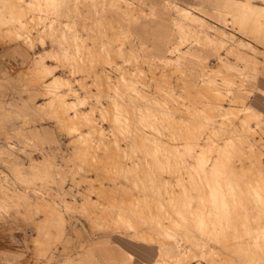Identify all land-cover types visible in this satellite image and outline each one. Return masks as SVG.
<instances>
[{"label": "rangeland", "instance_id": "obj_1", "mask_svg": "<svg viewBox=\"0 0 264 264\" xmlns=\"http://www.w3.org/2000/svg\"><path fill=\"white\" fill-rule=\"evenodd\" d=\"M0 47V264H264V0H0Z\"/></svg>", "mask_w": 264, "mask_h": 264}, {"label": "crops", "instance_id": "obj_2", "mask_svg": "<svg viewBox=\"0 0 264 264\" xmlns=\"http://www.w3.org/2000/svg\"><path fill=\"white\" fill-rule=\"evenodd\" d=\"M16 50L17 49L15 47L4 48V49L2 47H0V72H4L8 69V67H10L11 63L9 64L8 61L10 60V62H13V60H12L13 54L12 53ZM7 228L8 227L5 226L3 229V226H0V249L8 248V246L10 247V245L6 244V242H5L8 238H10L9 230H7ZM100 240H102V239H100ZM95 244H97V246H100V247L102 245L100 241H96ZM119 246L122 248V244ZM95 254L96 253H94V257H92V255H89V257L87 259V264H103L102 260L99 259V256L97 254H96L97 255L96 256Z\"/></svg>", "mask_w": 264, "mask_h": 264}]
</instances>
